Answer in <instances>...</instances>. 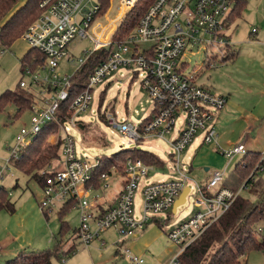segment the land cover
<instances>
[{
	"label": "built area",
	"instance_id": "2783aa9c",
	"mask_svg": "<svg viewBox=\"0 0 264 264\" xmlns=\"http://www.w3.org/2000/svg\"><path fill=\"white\" fill-rule=\"evenodd\" d=\"M113 1L107 0L106 9L103 0H43L40 4V17L22 36L42 57L35 67L32 64L25 66L23 77L28 76L30 81L22 79L20 83V87L29 91L34 100L29 108L30 125L16 135L14 148L9 147L12 155L4 166L0 165V180L3 172L10 164H16L46 125L64 118L60 124L61 147L57 159L60 165L51 168V175L45 179L41 210L51 211L58 204L64 207L71 202L80 211V228L74 240L87 249L96 241L104 247L102 234L114 229L120 235L116 246L121 256L143 263L125 243L144 232L154 219L168 227L172 216L177 214H171L176 201L189 187L187 200L195 191L198 196L195 206L199 211L170 225L168 232L170 240L180 248V253L170 264H180L181 254L217 223L247 188L246 182L237 191L223 187L226 169L212 171L206 183H196L189 175L193 158L188 157L189 163L183 158L196 142L200 146H215L218 153L229 160L227 166L234 157L247 154L245 143L229 150L220 147L216 120L228 100L198 85L194 81V72H187L186 61L187 52L195 49L205 48L207 51L208 48L224 46L227 49L230 46L226 23L235 9L236 0H156L122 40H118L116 35L138 0H119L120 12L114 20L109 18ZM99 17L107 18L108 24L103 27L95 25ZM77 39L89 40L93 46L84 50L83 56L75 62L70 47ZM100 51H105L104 58L88 77L86 88L74 94V74ZM217 53L223 54L222 51ZM64 61L76 65V72L59 74L58 69ZM209 66L214 68L216 63L210 62ZM119 69L128 70L130 81L142 80L154 107L150 114L152 118L148 116L139 124L120 119L118 112L106 111L105 107L99 117L104 115L105 126L110 133L121 135L129 143L137 145L150 144L173 133V138L168 141L171 148L168 154L170 178L143 186L140 217L134 213V207L135 194L142 179L154 169L166 172L167 163L162 160V166L148 165L141 159L128 158L123 165L125 180L120 195L107 205L104 196L111 188L107 182L111 174L103 175L101 187L96 188L92 183V172L100 165V159L92 162L86 154L79 157L72 134L78 123L85 121L82 116L93 104L95 89L105 84ZM104 91L100 93L99 108ZM259 173H264V151L248 180ZM259 232L264 236V226L259 227ZM261 252L264 256V250Z\"/></svg>",
	"mask_w": 264,
	"mask_h": 264
},
{
	"label": "rangeland",
	"instance_id": "374dc122",
	"mask_svg": "<svg viewBox=\"0 0 264 264\" xmlns=\"http://www.w3.org/2000/svg\"><path fill=\"white\" fill-rule=\"evenodd\" d=\"M245 10L244 15L241 18H237L233 25H226V32L229 33V35H234L235 32H237L242 36L246 35L249 37V32L253 27H259L258 29H260V23H257L261 16L264 18V0H248ZM119 12V0H114L109 18L113 20L116 19ZM97 24L102 27L106 26L108 24V19L99 17L95 25ZM92 46L89 40H75L70 47L72 59H75L74 61L76 62L83 56V51L90 49ZM247 48L246 46L243 49ZM29 49L30 46L22 38L15 42L9 49H0V96L8 90L26 94V89L20 87V82L22 79L29 82L30 79L28 76L23 77L24 72L22 71L21 58ZM225 49L226 47L224 46H218L217 48H208L207 51L205 48H201L195 49L192 52H187V72H194V81L198 85L200 83L208 84V79L211 81L215 75L218 74L225 76V81L226 76L230 77L232 75L231 72L233 71V67L226 68L229 64H221L220 58L215 59V57H213V54L221 56L217 51H222L224 53ZM259 52H264V48H260L258 53ZM210 62H215L217 67H215V69H209ZM245 62L246 66L251 65L250 61ZM76 70V65H70L64 61L60 64L58 73L71 75L75 73ZM130 79L131 75L128 70L119 69L107 79L105 84L97 87L93 94L94 100L89 112L82 116L85 121L81 122H83L85 127L82 128L77 125L78 128L74 129L72 134L76 140L78 156L83 157L86 154L88 159L92 162L105 156L113 160V162L120 167L122 166L121 159L130 156L134 159L141 158L144 163L150 165L141 153L149 152V154L159 156L167 163L165 171L168 170L166 172L154 169L150 171L148 177L142 179L141 186L135 194L134 207V213L136 216L140 217L142 215L143 186L150 182H157L160 179L167 180L170 178L169 171L171 167L168 154L171 148L169 147L168 141L173 138V133L166 135L163 139H155L150 142V144L141 143L137 145L135 143H129V141L121 135L115 136L111 134L106 126L102 125L99 121V114L105 110V107H107L106 111L110 110L113 112L115 110L119 113L120 119L124 118L133 124H139L150 116L154 107L152 98L143 88L141 79H137L136 81H130ZM106 88L108 89L107 97L105 98V96H103L101 98L99 108L98 101L100 93ZM16 113L17 108L13 104H8L2 111L0 110L1 166H4L6 160L12 155L9 147L14 148L16 145V135L23 127H29L30 125L31 113L29 109L17 117ZM61 131L62 128L59 125L53 130L50 136H47L49 144H61ZM194 147L195 145L189 147L184 154L183 158L185 162L189 163L188 156H192ZM116 154H119V157L116 158ZM221 159L223 160L222 168L223 170L226 169V174L229 176L234 171L241 156L234 157L228 166L227 163L229 160L224 159L222 156ZM198 161L199 158L193 161V171L191 170L189 175L196 183L203 184L205 183V178H203L205 166L199 165ZM105 163L108 167V171H110L112 168L111 165L107 161H105ZM59 165L60 163L54 159L52 160L51 167L48 169L50 170L54 167L58 168ZM259 178L264 181V173H261ZM124 180L125 177L122 169L119 172L112 170L111 176L107 179L111 188L104 196V202L107 205L113 203L119 197ZM0 188L4 189L9 194L10 201L16 208L14 214L6 210L0 211V247L4 248L8 245V242H13L10 247L12 250L15 249L16 254L22 252L38 254L54 250L58 241L61 239H63L61 252L67 250L70 246H78V252L71 258H54L52 261L53 264H170L172 259L180 253V248L173 243L168 236L170 225L188 219L195 211H199L195 206V201L198 199V196L195 191H193L188 197L187 202L178 208L177 214L172 216L173 219H171V224L161 229L162 234L159 240H157L153 246H143L141 250L137 249L133 251L134 256L143 260V263H138L132 261L129 257L116 255V251L118 250L116 243L120 240V235L114 229L108 230L102 234L101 239H103L106 244L104 247L101 246L99 241L93 243L92 248L97 244L99 245V248L93 255L91 252H88L89 250L87 248L80 245L78 240H74L80 228V211L74 208L73 205H70L64 218L69 228L64 236H61L58 213L63 209L62 204L56 205L51 211H42L40 208V202L43 198L42 187L35 180H31L28 176L20 172L14 164H10L9 168L3 172V178L0 180ZM242 194L252 201L255 200V197L249 192H243ZM94 195L95 193L92 194V196ZM44 213H48V218ZM148 228L151 230L158 228L160 230L156 224H150L146 230ZM132 239L133 238L129 239L128 245L126 246L129 247L130 240ZM2 257L3 254L0 252V264H4L1 261ZM242 264H264V256L261 251H251L244 256Z\"/></svg>",
	"mask_w": 264,
	"mask_h": 264
},
{
	"label": "trees",
	"instance_id": "16d2710c",
	"mask_svg": "<svg viewBox=\"0 0 264 264\" xmlns=\"http://www.w3.org/2000/svg\"><path fill=\"white\" fill-rule=\"evenodd\" d=\"M155 1L138 0L119 29L116 38L118 40L126 38ZM42 2L43 0H0V49H9L22 38L27 28L40 17L42 11L40 4ZM103 3L106 9L108 6L107 0H103ZM247 3V0H236L235 9L229 16L226 25L232 24L240 17L241 13L246 9ZM228 53L229 55L225 59L231 58V52ZM104 54L105 51L94 53L86 65L74 74L72 78V92L74 94L86 88L88 77L94 68L101 63ZM41 60L40 54L30 48L21 58L22 71L24 72L25 66L31 64L35 67ZM107 91L108 89L106 88L101 98L103 96L107 97ZM33 101L32 94L27 90L26 94L8 90L0 96V110L2 111L8 104H13L17 108V117L27 111ZM151 118L152 115L149 116V119ZM61 119L60 121H54L46 125L32 144L25 149L21 158L15 164V167L20 172L31 180H35L41 187H44L46 177L51 175L48 168L51 167L52 160L59 158L61 144H49L47 136H50L53 130L64 122L65 119ZM99 120L102 125H105L104 115H100ZM78 125L82 128L85 127L83 122H79ZM141 153L150 165H164L159 156L149 154V152ZM115 157H119V154H116ZM128 158L130 156L121 159L122 166L119 167L113 160L102 156L100 158V165L92 172V183H94L96 188L101 187L103 175L112 174V170H116L117 172L121 169L123 170V165ZM260 159L261 153L247 152L235 166L234 171L226 177L222 185L230 190L237 191L246 182L247 188L244 192L252 194L255 200L252 201L243 194L239 196L219 221L181 254L179 257L180 264H242L244 256L251 251L264 250V236L259 232V227L264 226V181L259 178L261 173L255 175V178L248 180V177ZM105 161L111 165L110 171H108ZM70 205L71 202L67 203L58 213L61 236H64L69 228L64 218ZM2 210H6L11 214L16 211L15 205L11 203L9 194L4 189H0V211ZM44 215L48 218V213H44ZM169 221L170 219L167 220V223ZM151 224H156L160 229L167 226V224H163L159 219L152 220ZM62 244L63 239L58 241L54 250L38 254L22 252L16 256L15 260L7 264H53L54 258H71L78 252L77 245L70 246L67 250L61 252Z\"/></svg>",
	"mask_w": 264,
	"mask_h": 264
},
{
	"label": "crops",
	"instance_id": "0c3cea01",
	"mask_svg": "<svg viewBox=\"0 0 264 264\" xmlns=\"http://www.w3.org/2000/svg\"><path fill=\"white\" fill-rule=\"evenodd\" d=\"M245 11L241 13L239 18L244 15ZM258 21L257 24L260 23V29H258L259 27H253L249 32V37L242 36L237 32L234 35H229L226 32L230 48L228 47L229 50L227 48L221 56L216 55L214 57L215 59L220 58L221 64H229L226 68L233 67L232 75L230 77L226 76L227 83L225 76L218 74L211 81L208 79V84H199L218 95L225 96L228 100L226 107L216 120L218 143L225 150H229L239 143H245L247 152L261 153L264 151V52L258 53L260 48H264V18L261 16ZM254 29L256 32H253ZM246 46L248 48L243 49ZM228 52H231L232 56L225 59L229 55ZM245 61H250L251 65L246 66ZM208 68L215 69V67L210 66ZM194 145V155L188 157H192L193 161L199 158V165L205 166L203 178H205L206 183L212 171L223 170L222 155L220 156L215 146H200L198 142ZM161 231L158 228H155V230L148 228L130 240L129 247H126L133 254V251L141 250L143 246H153L161 237ZM12 243L8 242L6 247H0L3 256L19 255L15 253V249H11L10 245ZM125 245H128V242ZM91 248L92 246L88 248V252L93 255L99 245H95L92 250ZM116 255L121 256V252L117 250Z\"/></svg>",
	"mask_w": 264,
	"mask_h": 264
},
{
	"label": "water",
	"instance_id": "95a60500",
	"mask_svg": "<svg viewBox=\"0 0 264 264\" xmlns=\"http://www.w3.org/2000/svg\"><path fill=\"white\" fill-rule=\"evenodd\" d=\"M189 192H190V188L189 187L185 188V190L182 193V195L180 196L179 200L176 201V203H175V205L173 207V211H172L173 214H176L177 211H178V208L186 203L187 196H188ZM15 259H16V256H13V255L12 256H3L1 258V261L3 263L7 264V263H9V262H11V261H13Z\"/></svg>",
	"mask_w": 264,
	"mask_h": 264
}]
</instances>
